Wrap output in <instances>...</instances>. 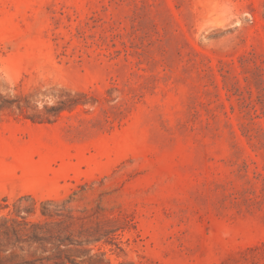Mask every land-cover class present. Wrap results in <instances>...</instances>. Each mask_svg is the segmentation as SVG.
Instances as JSON below:
<instances>
[{
  "label": "rangeland",
  "instance_id": "rangeland-1",
  "mask_svg": "<svg viewBox=\"0 0 264 264\" xmlns=\"http://www.w3.org/2000/svg\"><path fill=\"white\" fill-rule=\"evenodd\" d=\"M0 264H264V0H0Z\"/></svg>",
  "mask_w": 264,
  "mask_h": 264
}]
</instances>
